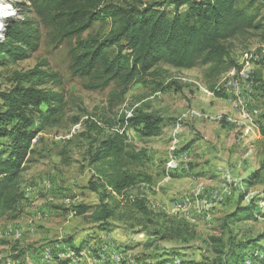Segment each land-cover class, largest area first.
<instances>
[{
  "label": "rangeland",
  "instance_id": "374dc122",
  "mask_svg": "<svg viewBox=\"0 0 264 264\" xmlns=\"http://www.w3.org/2000/svg\"><path fill=\"white\" fill-rule=\"evenodd\" d=\"M3 1L13 5L12 19L20 18L28 3ZM257 2L261 28L228 39V54L216 66L197 61L179 69L160 62L125 88L114 81L103 90L90 89L87 77L72 75L75 39L60 41L29 14L39 29L38 47L24 60L0 65V91L20 82L16 73L45 63L42 69L57 73L45 87L62 101L33 139L19 172L17 192L24 197L0 208V264H173L174 257L180 264H229L239 243H253L248 253L255 249L264 233V0ZM109 29V22H96L80 38L103 37ZM138 113L160 119L157 135H146L142 125L127 120ZM117 132L125 154L114 168L107 161L92 162L100 143ZM117 170L136 175L122 195L107 184ZM105 193V202L116 209L101 231L92 212ZM253 198L259 208L255 216L226 219ZM138 202L145 210L134 205ZM77 205L89 208L78 215ZM259 244L253 251L264 259V240ZM46 247L54 260L43 261L50 256L48 250L41 255ZM116 253L119 260L111 258ZM243 264H252L251 259Z\"/></svg>",
  "mask_w": 264,
  "mask_h": 264
},
{
  "label": "trees",
  "instance_id": "16d2710c",
  "mask_svg": "<svg viewBox=\"0 0 264 264\" xmlns=\"http://www.w3.org/2000/svg\"><path fill=\"white\" fill-rule=\"evenodd\" d=\"M27 2L23 3L25 10L20 18L4 21L0 65L6 61L24 60L36 51L39 29L29 17L33 13L42 25L53 30L60 41L75 39L70 49L71 73L87 77L90 80L88 88L94 90H103L114 81L125 88L136 76L147 74L160 62L179 69H190L197 61L216 66L228 54L225 44L228 39L249 29L261 28L257 0H162L142 5L132 2L115 4L108 0ZM96 22L110 23L107 34L80 38ZM111 51L115 52L113 56ZM44 66L46 64L41 63L25 73H16L20 82L0 91V140H6L5 148L0 151V208L3 209L24 197L17 192L19 172L32 152L33 139L51 122L62 101L58 92L45 87L57 79V73L42 69ZM261 89L264 91V85ZM127 120L134 126L142 125L146 135L159 133L160 119L152 114L138 113ZM122 154H125L123 139L117 132L100 143L91 160L107 161L114 168ZM135 181L136 175L119 170L107 178L108 186L116 195H122ZM108 196V193L102 194L99 208L92 212L101 231L108 228V220L115 214L116 206L105 202ZM255 202L253 198L245 207H237L226 219L233 223L243 214L255 216L259 212ZM134 205L145 210L141 202ZM88 208L77 205L74 212L82 215ZM261 236V240L255 241L257 245H253L255 249L249 253L246 250L253 243L248 246L239 243L240 251L231 253L229 264H243L246 258H250L252 264H264V259L254 253L264 240V233ZM45 249L51 250L46 247L42 251ZM217 252L222 251L218 249Z\"/></svg>",
  "mask_w": 264,
  "mask_h": 264
},
{
  "label": "bare ground",
  "instance_id": "6f19581e",
  "mask_svg": "<svg viewBox=\"0 0 264 264\" xmlns=\"http://www.w3.org/2000/svg\"><path fill=\"white\" fill-rule=\"evenodd\" d=\"M3 2H4L3 0L2 1L0 0V32L3 30V27H4V25H3V19L9 18L12 15V12H10L9 10H12L13 9V5L8 4L7 6H10L8 8L7 6H4V3ZM242 76H243L242 78L245 77L244 74H242ZM235 105H236V103H235ZM114 257L116 258V260H119V258L121 257V255H119L117 253L111 255V258H114ZM178 260L179 259L176 258L175 259V262L173 264H180Z\"/></svg>",
  "mask_w": 264,
  "mask_h": 264
},
{
  "label": "crops",
  "instance_id": "0c3cea01",
  "mask_svg": "<svg viewBox=\"0 0 264 264\" xmlns=\"http://www.w3.org/2000/svg\"><path fill=\"white\" fill-rule=\"evenodd\" d=\"M247 88H248V90L251 92V89H250V86L248 87L247 86ZM257 92V90H253V94H255ZM68 248H71L70 247V245L68 246ZM103 249V248H102ZM45 250H48L49 251V253H50V256L48 257V259L46 258V259H43V261L44 262H46V261H52V260H54L53 259V256H55V255H53L51 252H50V250L49 249H45ZM104 250H105V248H104ZM68 250H67V248L65 249V251L64 252H61V253H58V254H62V253H66ZM52 254V255H51ZM83 254H84V252H83ZM59 256V255H58ZM62 256H63V254H62ZM56 257H57V255H56ZM41 258V257H40ZM59 259H61V260H67V259H64V257H58ZM42 261V260H41ZM82 264V263H81Z\"/></svg>",
  "mask_w": 264,
  "mask_h": 264
},
{
  "label": "built area",
  "instance_id": "2783aa9c",
  "mask_svg": "<svg viewBox=\"0 0 264 264\" xmlns=\"http://www.w3.org/2000/svg\"><path fill=\"white\" fill-rule=\"evenodd\" d=\"M247 82V81H246ZM224 88H227V87H224ZM47 255L44 254V251H42V257H46ZM175 257H174V262H175Z\"/></svg>",
  "mask_w": 264,
  "mask_h": 264
},
{
  "label": "clouds",
  "instance_id": "9594fccd",
  "mask_svg": "<svg viewBox=\"0 0 264 264\" xmlns=\"http://www.w3.org/2000/svg\"><path fill=\"white\" fill-rule=\"evenodd\" d=\"M6 19H7V18H6ZM4 21H5V19H3V25H4V23H5ZM3 28H4V27H3Z\"/></svg>",
  "mask_w": 264,
  "mask_h": 264
},
{
  "label": "water",
  "instance_id": "95a60500",
  "mask_svg": "<svg viewBox=\"0 0 264 264\" xmlns=\"http://www.w3.org/2000/svg\"><path fill=\"white\" fill-rule=\"evenodd\" d=\"M3 31V30H2Z\"/></svg>",
  "mask_w": 264,
  "mask_h": 264
}]
</instances>
